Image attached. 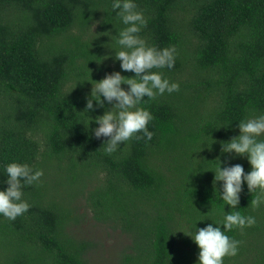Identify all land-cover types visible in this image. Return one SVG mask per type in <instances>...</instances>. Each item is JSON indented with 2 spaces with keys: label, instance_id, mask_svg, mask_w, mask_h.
I'll return each mask as SVG.
<instances>
[{
  "label": "trees",
  "instance_id": "obj_1",
  "mask_svg": "<svg viewBox=\"0 0 264 264\" xmlns=\"http://www.w3.org/2000/svg\"><path fill=\"white\" fill-rule=\"evenodd\" d=\"M136 2L147 19L140 35L177 50L174 66L160 71L179 89L141 105L154 117L151 140L138 133L109 155L80 111L92 80L133 75L104 58L114 45L104 33L122 27L110 0H0V180L12 160L44 173L23 189L27 212L0 217V264H92L95 244L76 231L87 215L129 237L118 264H195L196 243L172 231H195L200 218L197 227L215 226L230 210L214 194L222 182L213 171L216 159L250 169L221 142L238 134V120L264 112V0ZM201 141L211 142L199 149ZM254 194L240 193L239 211L256 223L228 231L240 244L224 264H264V206L251 208Z\"/></svg>",
  "mask_w": 264,
  "mask_h": 264
},
{
  "label": "clouds",
  "instance_id": "obj_2",
  "mask_svg": "<svg viewBox=\"0 0 264 264\" xmlns=\"http://www.w3.org/2000/svg\"><path fill=\"white\" fill-rule=\"evenodd\" d=\"M110 8L115 10L122 27L115 28V34L111 31L104 33L110 37L109 40H114L113 46L107 45L113 51L105 53L104 58L112 55L114 60L119 61L121 70L131 71L133 75H122L121 71L113 70L105 72L99 80H92L95 83H91L90 94L85 100L84 109L80 111L89 117L86 128L90 120L95 121L91 134L96 138L106 137L101 145L103 152L109 155L122 147L124 142L133 138L140 139L138 133H142L146 141L151 140L154 133L147 125L154 117L147 107L141 105L146 100L179 89L177 81L170 80L160 71L174 66L177 50L174 45L158 47L149 44L140 35L142 28L147 25V19L138 8L136 0H110ZM122 83L127 88L122 87ZM105 102L111 106L105 108L102 114L87 115L96 106L104 107ZM237 126L238 134L221 142V151L246 157L250 169L245 171L239 163L221 167L219 159H216L215 170L211 169L214 173L213 183L222 182L219 190L214 187V194L230 210L225 212L223 208L222 219H211L215 226L208 223L197 227L196 221L203 219L200 218L194 223L195 231H192L191 225L177 227L172 231H182L196 243L198 253L195 264H224L226 256L237 255L240 241L229 236L228 231L233 228L243 230L256 223L254 215L239 211L240 193L244 186L250 194L255 193L249 201L251 208L264 206V112L252 111L238 120ZM210 142L201 141L199 149ZM43 174V169L27 162L12 160L5 163L2 170L4 179L0 180V184L6 185L0 188V217L11 221L27 212L31 205L24 198L23 189L27 185L40 183Z\"/></svg>",
  "mask_w": 264,
  "mask_h": 264
},
{
  "label": "rangeland",
  "instance_id": "obj_3",
  "mask_svg": "<svg viewBox=\"0 0 264 264\" xmlns=\"http://www.w3.org/2000/svg\"><path fill=\"white\" fill-rule=\"evenodd\" d=\"M98 22L91 23L90 31L96 29ZM83 212V209H80ZM80 235L93 240L95 246L90 255L92 264H118L120 254L127 250L129 237L110 225H104L87 215L76 225Z\"/></svg>",
  "mask_w": 264,
  "mask_h": 264
}]
</instances>
